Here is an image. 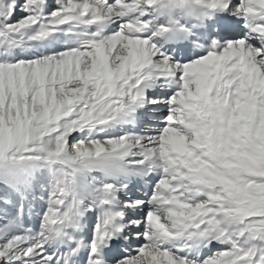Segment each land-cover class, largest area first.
Listing matches in <instances>:
<instances>
[{
  "label": "snow or ice",
  "instance_id": "obj_1",
  "mask_svg": "<svg viewBox=\"0 0 264 264\" xmlns=\"http://www.w3.org/2000/svg\"><path fill=\"white\" fill-rule=\"evenodd\" d=\"M0 264H264V0H0Z\"/></svg>",
  "mask_w": 264,
  "mask_h": 264
}]
</instances>
